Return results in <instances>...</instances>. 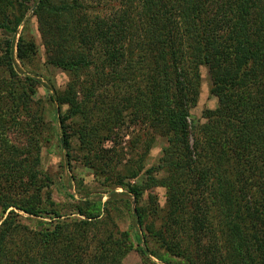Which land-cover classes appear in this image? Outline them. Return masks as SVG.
<instances>
[{"label":"trees","instance_id":"16d2710c","mask_svg":"<svg viewBox=\"0 0 264 264\" xmlns=\"http://www.w3.org/2000/svg\"><path fill=\"white\" fill-rule=\"evenodd\" d=\"M92 1L110 10L93 14L90 0H0V264H125L133 249L147 264H162L151 255L165 264H264V0ZM31 10L47 63L83 95L51 88V102H72L58 114L60 146L80 159L79 126L98 187L95 197L71 194L68 215L47 190L42 148L52 124L35 108L40 80L24 70L39 52L27 32ZM202 66L218 98L205 122L191 112ZM130 124L147 134L131 137L140 147L135 182L115 150L98 146ZM151 131L166 144L146 167ZM127 221L137 243L121 228Z\"/></svg>","mask_w":264,"mask_h":264},{"label":"rangeland","instance_id":"374dc122","mask_svg":"<svg viewBox=\"0 0 264 264\" xmlns=\"http://www.w3.org/2000/svg\"><path fill=\"white\" fill-rule=\"evenodd\" d=\"M31 6L37 0H30ZM90 11L95 14L100 11L97 7V3L95 1L90 0ZM104 4V3H103ZM105 7V6H101ZM110 10L108 7H105L104 12ZM28 34L33 36L36 42L39 45V52L35 57L32 65L25 69L28 71L27 73L32 75L33 77L40 80V84L38 85L37 94L34 96L35 100V108H38V104L43 106V111L45 110V116L49 123H51V129L47 132L45 131L44 135L50 138V141L45 142L42 148V169L49 173V175L53 179V183L51 187L47 190L51 192L52 200L59 205L60 211L64 215H68L71 213L72 200L71 194L75 196L77 200L87 195L86 190H96L97 185L94 182V174L93 169L85 166L82 161V152L79 149L78 139L79 136H82V131L79 126L74 125V136H73V145L75 147L74 156H78L79 160H71L69 161L68 156H66V152L60 146V136L61 130L59 129L58 123V114L60 112V108L66 113L72 107V102L69 100H65L63 102L59 101H50V95L53 94L52 86L58 90L65 93L69 90L74 92V98L78 101L82 98V93L78 92V88L72 90L70 86V78L68 74L61 68L49 65L47 63L46 49L43 42V37L39 27V21L37 16L33 15V11L31 10L29 13L28 20ZM4 38V35L0 34V41ZM202 74V84L200 95L198 99V103L191 110L193 117L200 120L201 122H205L203 112L207 109H215L218 106V98L211 95V75L209 68L207 66L201 67ZM63 98V97H61ZM65 99V98H63ZM2 122H5L3 120ZM18 129V128H16ZM153 134L155 133L156 140L155 143L146 158V167H150L156 164L161 156L162 148L166 144L165 138L158 135L155 131H151ZM142 134L144 139L147 138V134L143 127L137 124H130L128 126L121 127L120 129H116L112 136L107 140L101 142L99 146V150L104 149H112L115 152L112 154L116 158L118 169L121 173H124L127 177V181L135 182L137 180L136 177H133L134 170L139 167V145H136V148L131 145V137L132 134ZM16 136V135H14ZM135 142V140H134ZM103 153V152H101ZM80 179L81 181H78ZM82 184V185H81ZM100 190V189H99ZM119 191H123L121 187L118 188ZM91 197H95L97 194V190L93 191ZM158 197L161 206H164L166 203V189L163 187H157L153 191ZM108 195L104 194L103 200H107ZM142 207H146L147 205V195L143 198L140 203ZM23 213V212H22ZM25 216L27 214L23 213ZM132 222L127 221L122 223V229H130L131 237L133 242L137 243L136 235L138 231L136 228L131 227ZM152 260L163 263L157 257L151 255ZM175 259V258H173ZM172 264H179L176 260L173 261ZM125 264H147V261L142 255L136 250L133 249L128 253V255L124 258Z\"/></svg>","mask_w":264,"mask_h":264}]
</instances>
